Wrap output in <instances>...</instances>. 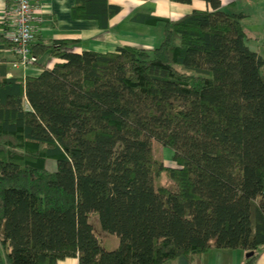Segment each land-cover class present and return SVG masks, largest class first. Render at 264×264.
<instances>
[{
	"label": "trees",
	"instance_id": "trees-1",
	"mask_svg": "<svg viewBox=\"0 0 264 264\" xmlns=\"http://www.w3.org/2000/svg\"><path fill=\"white\" fill-rule=\"evenodd\" d=\"M202 1L175 20L139 15L163 23L151 48L32 42L39 72L25 78L0 61V264H161L212 248L252 261L264 244V57L247 44L245 13ZM119 10L74 7L101 28ZM153 141L174 166L153 157Z\"/></svg>",
	"mask_w": 264,
	"mask_h": 264
},
{
	"label": "crops",
	"instance_id": "crops-1",
	"mask_svg": "<svg viewBox=\"0 0 264 264\" xmlns=\"http://www.w3.org/2000/svg\"><path fill=\"white\" fill-rule=\"evenodd\" d=\"M40 1L38 15L41 20L33 42L48 43L53 39L68 38L76 40L72 45L75 52H111L123 45L151 48L162 40L163 23L146 24L138 20L139 15L150 14L175 20L193 9L209 8L202 0H192L186 4L172 0H107V3L118 5L120 10L108 19L106 28H101L95 18L77 16L74 13L77 0ZM220 1L223 7L232 2ZM6 2L7 0H0V20ZM159 26L162 30L156 29ZM42 60L50 67L58 58L45 54ZM0 61L5 63L7 76L25 78L39 72L37 66L17 63L9 48L0 49ZM246 253L247 251L241 248H212L194 258L178 257L161 264H264V244L258 247L250 263ZM56 264H79V261L77 257H65L59 259Z\"/></svg>",
	"mask_w": 264,
	"mask_h": 264
},
{
	"label": "built area",
	"instance_id": "built-area-1",
	"mask_svg": "<svg viewBox=\"0 0 264 264\" xmlns=\"http://www.w3.org/2000/svg\"><path fill=\"white\" fill-rule=\"evenodd\" d=\"M40 0H7L0 20V30L11 42L9 50L17 63L28 65L35 60L30 52L41 20Z\"/></svg>",
	"mask_w": 264,
	"mask_h": 264
},
{
	"label": "rangeland",
	"instance_id": "rangeland-1",
	"mask_svg": "<svg viewBox=\"0 0 264 264\" xmlns=\"http://www.w3.org/2000/svg\"><path fill=\"white\" fill-rule=\"evenodd\" d=\"M228 1L232 2L224 7L226 11L243 12L246 14V17L243 19V25L247 34L250 36L247 44L250 49L255 50L264 57V0ZM156 29L162 30L161 26ZM262 77H264V68H262ZM152 155L156 160L165 165H175V161L173 160V150L157 141L152 142ZM48 166L49 168H53L54 163L49 161ZM93 224L95 232L99 236L103 246L110 249L114 248L117 244V238L112 234L103 233L96 219H94Z\"/></svg>",
	"mask_w": 264,
	"mask_h": 264
},
{
	"label": "water",
	"instance_id": "water-1",
	"mask_svg": "<svg viewBox=\"0 0 264 264\" xmlns=\"http://www.w3.org/2000/svg\"><path fill=\"white\" fill-rule=\"evenodd\" d=\"M253 254V251H249L246 253V256H251Z\"/></svg>",
	"mask_w": 264,
	"mask_h": 264
}]
</instances>
